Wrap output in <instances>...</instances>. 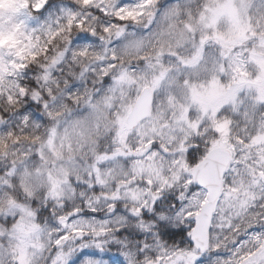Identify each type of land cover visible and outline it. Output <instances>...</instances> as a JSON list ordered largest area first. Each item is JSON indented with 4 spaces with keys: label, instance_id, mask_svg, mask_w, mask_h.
<instances>
[{
    "label": "snow or ice",
    "instance_id": "1",
    "mask_svg": "<svg viewBox=\"0 0 264 264\" xmlns=\"http://www.w3.org/2000/svg\"><path fill=\"white\" fill-rule=\"evenodd\" d=\"M5 3L14 6L5 10ZM226 26L235 39L221 35ZM256 45L264 53V0H0V76L16 81L15 97L9 90L4 98L25 102L0 115V136L12 135L8 117L48 128L43 150L35 145L19 165L13 160L0 171V197L16 191L13 183L20 193L0 207V264H38L46 251L39 241L50 232L47 264H132L125 244L104 243L107 229L83 234L77 221L95 216L92 208L57 212L62 188L89 185L65 178L47 156L58 142L71 150L73 139L88 150L82 137L112 139L110 151L89 158L85 180H96L109 163L145 160L151 171L159 162L155 180L142 181L140 206L124 209L114 197L108 214L127 217L115 236L137 241V260L151 253L161 264H264V55ZM90 54L95 62L69 77L59 95L41 88L67 61ZM89 76L103 78L99 89L88 91ZM206 93L216 98L205 102ZM129 98L149 109L131 128ZM234 126L240 129L235 138ZM132 137L137 141L127 147ZM220 153L210 181L205 169ZM23 177L35 178V194L23 187ZM178 183L182 191H174ZM222 202L230 205L224 219L223 209L216 210ZM222 231L234 238H214ZM70 237L77 247L65 257ZM153 237L164 242L163 255L148 243Z\"/></svg>",
    "mask_w": 264,
    "mask_h": 264
},
{
    "label": "rangeland",
    "instance_id": "2",
    "mask_svg": "<svg viewBox=\"0 0 264 264\" xmlns=\"http://www.w3.org/2000/svg\"><path fill=\"white\" fill-rule=\"evenodd\" d=\"M67 3H70L71 0H66ZM11 3H5L3 8L5 10L13 7ZM91 26H95V21L92 22ZM221 35L229 40H233L236 38V34L231 31L229 27H224L221 31ZM63 45V44H62ZM258 55H264V53L260 52L258 45L255 46ZM54 49H57L56 45ZM123 60L125 62L131 63L129 57H124ZM43 62V61H42ZM72 62V63H71ZM94 59L92 54L89 55L87 59H76L73 61H67L63 69L58 73L64 71L65 76L64 80H68L69 77H79L81 70H86L89 64L94 63ZM7 68H4V72H7ZM251 73H249L250 75ZM59 78V77H58ZM55 77L51 78V82L55 85L52 86L51 82L50 85H41V88H46L51 86L53 90L56 92L57 95L60 94L61 90L66 87V84L62 81V79H58ZM3 79H7L6 77L0 76V82ZM103 78L100 77L99 79H94L91 76L88 77L90 80V84L88 85V91L91 92L93 87L99 89L101 87L100 80ZM60 83H58V81ZM12 81V82H11ZM16 82L10 80L8 87L4 86L5 91H16ZM16 94V92H15ZM127 95V92H126ZM202 98L205 102H212L216 97L214 94L206 93L202 94ZM1 101V100H0ZM129 103L131 105V110L135 104V101L129 98ZM157 107L160 109L161 112L165 111L163 101L158 102ZM17 110L10 108L8 103L4 107L0 105V115L8 116L9 113L16 112ZM264 111V109H262ZM2 112V113H1ZM9 119V127L12 130V135L16 133L17 128L19 127V120L17 118L8 117ZM239 120V118H237ZM17 121V128L16 125H12L11 122ZM23 125V124H21ZM28 133L22 135L21 137H16L13 142H10L9 145L4 144V137L0 136V171L8 168L13 160H15L16 164L19 165L22 161L26 159L24 156V152L27 151L29 154L36 151L37 149L33 146L41 145V150H43V145L46 143L45 135L48 131V128L44 125L36 124L35 122L31 124H24ZM147 127V125H145ZM240 134V129L235 127L233 128V137L235 138L237 135ZM11 135V136H12ZM26 135V136H25ZM86 143H90L91 147L88 150H84L80 141L73 139L71 141L72 148L69 150L68 142H58L55 146V151L50 155L47 156V160L54 168H61L63 170V174L65 178L68 176L75 177L78 181H83L89 185L88 188L83 187H75L74 185H67L66 188H62L60 191V195L64 197L63 200L60 201L62 205L61 208L57 209V212H64L65 215L70 214L71 210L75 209H85L86 207L92 208L96 213L95 216H91L88 218H81L77 221L83 229L85 235H92L95 236L97 234H103L102 230L107 229L108 232V240L104 241V243L118 241L125 244L126 248L128 249L129 254L132 258V264H161L159 260H153V256L151 253H146L143 259L137 260L136 259V243L135 240H129L127 237H124L122 240L115 236V230L118 227L124 226L123 221L127 220L126 216H114L109 217V212L111 211V205L114 203L113 198H118L120 205L124 209H133L139 207V202L144 200V191L147 189V186L142 183L143 180L152 178L155 180L156 178V169L160 167L159 162L153 165L152 170H149V161L141 160V161H123L118 164L109 163L107 167L102 168L96 175L97 179L92 180L88 179L85 180V172L88 170L86 165L89 161V158L98 151L108 150L110 151L112 148V139L111 137H102L100 139H95L92 137L83 138ZM18 143H17V141ZM137 141L136 137H132L128 139L127 147H130L132 144H135ZM61 144L63 146H61ZM203 147V145H201ZM259 154V153H257ZM5 155L7 159H5ZM76 157L80 158L79 163H74L72 166H68V164L60 165L59 160L64 159L65 161H75ZM33 165L29 164V169H31ZM164 168H167L168 165L165 163L163 165ZM179 174L178 172L176 173ZM229 182L232 180V175L228 176ZM9 183H13L9 181ZM23 187L35 194L37 188V182L35 178L29 180L27 177H23L21 180ZM98 185V189L93 190L92 185ZM13 187L16 188L15 192L5 193L3 197H0V207H3L7 202H11L14 198L19 197V189L13 183ZM228 187L227 184L224 185L226 189ZM184 186L182 184H177L176 189L174 191H182ZM81 197H84L82 200ZM39 198V197H37ZM29 203V202H26ZM66 206V208L64 207ZM230 205L222 202L220 208L216 210L223 209L220 212L221 219H224V212L228 210ZM171 215V213H170ZM231 215V214H230ZM175 220V217L173 216ZM141 223L145 225H149L150 221H141ZM128 227H134L132 221H127ZM2 228V226H0ZM52 235L50 232L48 236H45L40 243L44 244L46 251L42 254V256L37 257L38 264H47L48 262V253L52 250L48 247V239ZM216 235L227 237V240H231L234 238L233 233L228 232H220L214 233L213 236L215 238ZM155 241V243H153ZM143 242V241H141ZM154 251H156L157 255H163L164 249V242H161L158 237H153L151 240L148 241ZM180 241H176L175 244L178 245ZM77 247L75 239L70 237L69 241L67 242V249H62V253L65 257H70L71 254L74 252L75 248ZM174 247L172 243H168V249L171 250Z\"/></svg>",
    "mask_w": 264,
    "mask_h": 264
},
{
    "label": "trees",
    "instance_id": "3",
    "mask_svg": "<svg viewBox=\"0 0 264 264\" xmlns=\"http://www.w3.org/2000/svg\"><path fill=\"white\" fill-rule=\"evenodd\" d=\"M63 41H61L60 43H58V44H56V47L57 48H60V47H62L63 45ZM54 51H55V49H54ZM51 59V56H49V57H42L41 58V61H39V63H43L42 61H44V60H50ZM72 63V62H71ZM65 73H64V71L63 72H61V73H58V75L57 76H55V78H58V79H62V81L63 82H65V81H67V80H64V78H65V76H62V75H64ZM30 78V77H29ZM27 79L28 78H26V82H27ZM58 81V80H57ZM12 82V81H11ZM13 82H16L15 80H13ZM10 83V80L9 79H3V80H1V82H0V91H2V93L3 94H0V105H3L4 107L6 106V104L8 103V106L10 107V108H13V109H15V110H20V109H22L23 107H24V101H23V99L22 98H20L19 99V101H16V100H13L12 101V103H9V101L8 100H6L5 98H4V96L5 95H7L8 94V92L9 91H5V90H7V89H11V88H6V89H4V86L5 87H8V84ZM58 83H60L59 81H58ZM16 84V83H15ZM51 84H52V86L53 85H55L54 83H53V80H52V82H51ZM12 92V95L15 97V92L16 91H11ZM2 113V112H1ZM19 120V119H18ZM11 124L12 125H16L15 127L17 128V126H18V124H19V127L17 128V131H16V133L15 134H13L12 136H5L4 137V144L7 146V145H9V143L10 142H13V140H15L16 139V137H21L22 135H24V134H27L28 133V131L27 130H21V129H26L25 128V126H24V124L23 125H21V123H20V121L18 122V124H17V121H13V122H11ZM26 136V135H25ZM17 141V140H16Z\"/></svg>",
    "mask_w": 264,
    "mask_h": 264
},
{
    "label": "water",
    "instance_id": "4",
    "mask_svg": "<svg viewBox=\"0 0 264 264\" xmlns=\"http://www.w3.org/2000/svg\"><path fill=\"white\" fill-rule=\"evenodd\" d=\"M149 109L146 104L143 102L134 104L132 110H131V119L129 120L128 124L129 127H134L138 123V117L146 115L148 113ZM224 156L223 153H220L216 156L215 160L210 162L209 166L205 169V175L209 178L210 181L215 180L216 176V168L220 164V162L223 160ZM213 205L215 207V203L213 202ZM203 209H201V212L203 213Z\"/></svg>",
    "mask_w": 264,
    "mask_h": 264
}]
</instances>
